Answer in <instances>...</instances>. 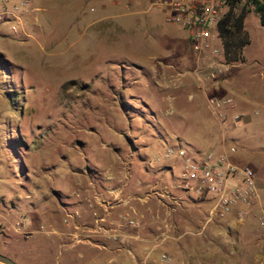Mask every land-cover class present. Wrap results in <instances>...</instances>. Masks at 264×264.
Returning a JSON list of instances; mask_svg holds the SVG:
<instances>
[{"label": "rangeland", "instance_id": "rangeland-1", "mask_svg": "<svg viewBox=\"0 0 264 264\" xmlns=\"http://www.w3.org/2000/svg\"><path fill=\"white\" fill-rule=\"evenodd\" d=\"M15 6L17 18L0 21V253L17 264L61 263L42 214L75 188L71 169L87 170L88 163L102 159L103 143H127L130 126L135 134L143 128L150 139L162 125L170 145H179L172 130L190 152L234 147L230 161L254 169L259 197L244 219L250 226L241 237L227 234L221 242L227 256L209 261L264 264V26L254 4L238 8L243 23L234 38L237 60H219L250 62L258 105L251 107L253 121L245 129L231 130L234 134L225 129L220 139L191 74L196 58L186 31L166 23L148 0L0 1L1 12ZM154 70L166 71V81ZM177 71H190L187 80ZM191 90L198 94L189 100ZM235 90L243 92L240 83ZM170 106L182 119L165 115ZM122 111L134 120L128 123ZM162 145L152 152L164 155L168 145ZM62 260L82 264L74 253Z\"/></svg>", "mask_w": 264, "mask_h": 264}, {"label": "crops", "instance_id": "crops-1", "mask_svg": "<svg viewBox=\"0 0 264 264\" xmlns=\"http://www.w3.org/2000/svg\"><path fill=\"white\" fill-rule=\"evenodd\" d=\"M130 4L141 6L142 3L132 1ZM231 67L235 69L230 70ZM244 67L249 70H246L244 78H240ZM170 68L174 69V65L168 64L167 69ZM252 69L250 62L231 64L222 80L207 84L204 82L207 80L198 79L191 70L192 76L199 82V93L205 97L207 92L232 96L236 110L242 115L240 125L233 129L228 125L222 129L215 119L220 131L216 139L224 137L225 129L228 134H234L233 130L239 133L253 121L250 109L258 105V99L253 94L257 86H252L256 82V70ZM154 72L160 73L166 81L163 78L166 71ZM177 73L185 81L190 71ZM239 83L243 92L235 90ZM194 90L187 93L189 100L198 94ZM169 98L173 101L177 97ZM164 113L167 116L176 114L180 119L183 117L182 112L172 106ZM121 114L128 123L134 120L128 112L122 111ZM163 127H156L158 136L150 135L149 139L145 137L147 132L143 128L135 134L130 126L126 131L127 143H103L101 147L105 153L102 159L88 163L87 170L71 169L75 188L66 196V201L42 214L43 222L49 225L47 238L55 241L57 257L61 259L59 264L71 253L82 264H211V258L227 256L221 249V242L227 234L240 237L244 234L250 223L238 221L235 213L210 222L199 236L192 234L203 223L211 198L185 186L176 171L179 166L177 159L165 157L160 150L156 154L152 152L163 147L162 141L168 146L171 144ZM170 132L177 143L184 146L179 133ZM115 133L122 135L120 130ZM188 145L191 144L188 142ZM218 152L228 155L230 151L221 149ZM252 154L256 161V154ZM153 188L159 194L152 195ZM146 193L150 196L145 197ZM124 213H130L131 217L140 221L141 226L132 228L123 223ZM98 218L103 220L98 222ZM37 220V223L41 222ZM114 234L118 237L115 238ZM162 254L168 256L166 261L161 259Z\"/></svg>", "mask_w": 264, "mask_h": 264}, {"label": "built area", "instance_id": "built-area-1", "mask_svg": "<svg viewBox=\"0 0 264 264\" xmlns=\"http://www.w3.org/2000/svg\"><path fill=\"white\" fill-rule=\"evenodd\" d=\"M150 6L160 12L163 20L186 31L188 40L192 44L195 54V67L192 73L198 79L216 81L224 76L230 65L221 62L225 57V41L219 26L224 19L230 5L239 0H148ZM264 4V0H251ZM16 6L14 10L0 11V21L6 16L17 18ZM12 30L16 27L12 25ZM201 61L204 67H199ZM207 106L211 115L221 128L230 126L232 129L240 125L242 115L236 110V103L232 96H206ZM230 147L231 153L235 152ZM165 157H172L179 161V176L185 186L198 194H208L210 204L205 211L203 223L192 232L201 235L205 227L215 219H223L234 214L238 221H244L251 206L258 199L256 187V173L251 166H236L224 152L205 151L203 153L190 152L180 145H169L164 151ZM152 195L159 194L157 189L151 190ZM146 193L145 197H149ZM261 221L263 218H260ZM103 219L98 218V222ZM123 223L132 228L141 226L140 221L131 217L130 213L122 215ZM122 225V224H121ZM117 238L118 235L114 234ZM166 261L168 256L161 255Z\"/></svg>", "mask_w": 264, "mask_h": 264}, {"label": "trees", "instance_id": "trees-1", "mask_svg": "<svg viewBox=\"0 0 264 264\" xmlns=\"http://www.w3.org/2000/svg\"><path fill=\"white\" fill-rule=\"evenodd\" d=\"M254 4L255 9L259 13L260 23L264 26V4L256 3L251 0H239L233 2L224 19L221 21L219 30L225 41V58L227 62L236 61V43L234 41L235 36L242 30L243 14L238 8H243L244 5ZM238 10V12H236Z\"/></svg>", "mask_w": 264, "mask_h": 264}, {"label": "water", "instance_id": "water-1", "mask_svg": "<svg viewBox=\"0 0 264 264\" xmlns=\"http://www.w3.org/2000/svg\"><path fill=\"white\" fill-rule=\"evenodd\" d=\"M0 264H17V263L9 256L0 253Z\"/></svg>", "mask_w": 264, "mask_h": 264}]
</instances>
